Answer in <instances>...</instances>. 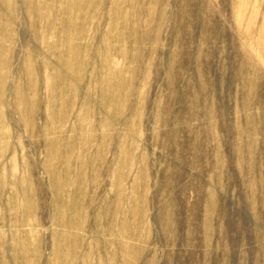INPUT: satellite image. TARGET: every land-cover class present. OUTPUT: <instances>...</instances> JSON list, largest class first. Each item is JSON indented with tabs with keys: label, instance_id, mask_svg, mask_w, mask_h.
Returning a JSON list of instances; mask_svg holds the SVG:
<instances>
[{
	"label": "rangeland",
	"instance_id": "rangeland-1",
	"mask_svg": "<svg viewBox=\"0 0 264 264\" xmlns=\"http://www.w3.org/2000/svg\"><path fill=\"white\" fill-rule=\"evenodd\" d=\"M263 5L0 0V264H264Z\"/></svg>",
	"mask_w": 264,
	"mask_h": 264
},
{
	"label": "bare ground",
	"instance_id": "bare-ground-1",
	"mask_svg": "<svg viewBox=\"0 0 264 264\" xmlns=\"http://www.w3.org/2000/svg\"><path fill=\"white\" fill-rule=\"evenodd\" d=\"M261 26L264 29V5L262 7V24H261ZM237 53L241 57V61L244 64L243 69H244V73H245L246 70H248V67L247 66H249V62L252 61V54H248V53L245 54V53H243L241 48L237 50ZM261 53L264 56V49L261 51ZM258 54L259 53L256 52L255 53V56H258ZM262 65H263V69H264V61L262 62ZM262 78H263V81H264V75L262 76ZM245 82L248 83V80L246 78H245ZM263 88H264V84H263ZM263 119H264V117H263Z\"/></svg>",
	"mask_w": 264,
	"mask_h": 264
}]
</instances>
